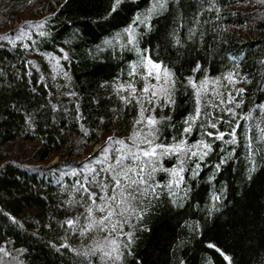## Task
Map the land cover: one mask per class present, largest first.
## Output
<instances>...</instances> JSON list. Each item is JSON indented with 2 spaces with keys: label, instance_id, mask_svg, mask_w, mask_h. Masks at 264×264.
Instances as JSON below:
<instances>
[{
  "label": "trees",
  "instance_id": "obj_1",
  "mask_svg": "<svg viewBox=\"0 0 264 264\" xmlns=\"http://www.w3.org/2000/svg\"><path fill=\"white\" fill-rule=\"evenodd\" d=\"M111 2L0 0V37H14L26 24L44 25L32 27V39L18 41L15 48L0 40V248L6 250L0 252V264H89L72 249L83 251L92 241L60 226L78 214L66 204L76 180L71 173L81 170L108 136L123 139L132 132L137 109L124 108L113 86L129 79V65L136 55L122 51L113 38L150 4V0H125L109 16ZM216 3L219 18L206 11L209 0H168L167 10L153 17L152 30H142L140 46L151 49L153 58L170 67L178 81L174 109L156 111L158 118L170 115L175 125H162L161 136L170 142L192 110L191 89L185 84L190 75L202 78L192 71L197 63L209 77L229 71L241 74L243 82L235 87L245 92L238 97L243 103L237 111L241 117L251 112L253 120L235 121L241 124V143L214 181L209 182L211 165L224 155L218 150L195 181L188 178L190 198L182 208L175 207L166 194L153 203L138 225L132 255H126L123 264H207L208 260L224 264L214 250L206 248L209 242L231 255L234 264H264V159L257 157V171L249 180L244 145V129L251 127L258 135L255 125L264 116L254 110L264 104V3ZM25 14L29 18L24 19ZM190 29L196 32L191 38ZM40 31L48 35L41 37ZM110 40L113 47L105 45ZM61 48L69 56L61 60L67 79L57 75L55 62L48 59V54L61 56ZM221 90H229L226 82ZM69 92L77 95H64ZM76 104L86 118L85 127L94 130L90 137L79 130ZM53 105L59 110L54 111ZM228 127L221 125V130ZM199 138V134L189 136V143ZM215 146L228 147L220 142ZM164 163L170 167L174 161ZM213 191L223 195L218 210L209 217ZM197 223L199 231H194ZM62 243L70 248H61ZM93 261L99 264L98 258Z\"/></svg>",
  "mask_w": 264,
  "mask_h": 264
},
{
  "label": "snow or ice",
  "instance_id": "obj_2",
  "mask_svg": "<svg viewBox=\"0 0 264 264\" xmlns=\"http://www.w3.org/2000/svg\"><path fill=\"white\" fill-rule=\"evenodd\" d=\"M28 2L31 4L32 0ZM124 2L125 0H112L108 15L116 13ZM259 2L264 3V0ZM167 7L168 0H150L149 6L143 12H138L131 23L113 38L119 43L122 51L127 50L136 55V60L129 65V79L113 86L114 94L124 108L134 106L137 109L131 134L123 139L108 136L97 152L88 158V162L81 165V170H73L71 173L76 180L72 185V197L66 204L78 214L66 219L60 226H66V230L73 236L92 241L83 251L72 249L77 256L86 257L89 264H94L93 258H98L99 264H123L125 256L132 255L138 225L152 210L153 203L159 201L162 194H166L175 207L182 208L190 198L191 187L188 178L195 181L203 172L208 158L218 150L224 155L219 157L217 163L211 165L212 175L209 182L214 181L222 167L233 159L236 147L241 143L238 136L241 124L235 121L253 120L251 112L241 117L237 111L243 103L238 97L245 92L244 88L235 87L243 82L241 74L229 71L221 77H209L203 73V66L197 63L192 71L201 73L202 78L197 79L190 75L185 84L191 89L192 110L184 116L178 135H172L170 142H164L161 126L167 123L175 128V125L171 123L170 115L158 118L156 111L157 108L174 109L178 81L176 73L170 67L153 58L151 49L140 46V40L144 35L142 30L151 31L153 17L161 15ZM206 11L215 13L218 18L221 14L216 0H209ZM43 26L39 23L26 24L14 37L5 35L0 37V40L8 41L15 48L18 41L32 39V27ZM189 31V38L196 35L194 29ZM39 35L44 37L48 34L40 31ZM173 35L175 43L179 45L180 39L175 33ZM105 45L114 46L111 40L105 41ZM23 47L28 50L31 45L23 43ZM60 52L62 55L59 57L48 54V59L55 62L57 75H63L67 79L68 73L63 70L61 60L67 61L69 56L62 48ZM233 60L235 64V58ZM244 80L246 81V78ZM225 82L229 88L227 92L221 90ZM64 95L77 94L69 92ZM52 107L54 111L59 110L55 105ZM79 107V104L75 105V119L79 130L83 137H90L94 130L85 127L83 121L86 118L79 111ZM257 109L260 114H264V104L256 105L254 110ZM112 111L114 114L117 112L116 109ZM115 118L120 117L116 115ZM27 123L31 126L30 116ZM103 123L101 118L100 124ZM221 125L229 127L227 130H221ZM262 125L264 116L261 122L255 125L258 135L253 133L251 127L244 129L249 180L257 171V157L264 159ZM196 134H199L200 138L189 143V136ZM216 142L227 145V149H217ZM165 160H173L174 163L166 167ZM222 195V192H212L209 217L218 210L217 205ZM79 209L83 211H78ZM12 219L15 222V218ZM192 228L199 231L198 223ZM60 247L69 249L70 245L62 243ZM206 248L214 250L224 264H234L233 257L215 243H207ZM0 252L6 250L0 248ZM135 264L140 262L136 261ZM207 264L214 262L208 260Z\"/></svg>",
  "mask_w": 264,
  "mask_h": 264
},
{
  "label": "rangeland",
  "instance_id": "obj_3",
  "mask_svg": "<svg viewBox=\"0 0 264 264\" xmlns=\"http://www.w3.org/2000/svg\"><path fill=\"white\" fill-rule=\"evenodd\" d=\"M23 18L26 19V18H29V16H27V15L25 14V16H23Z\"/></svg>",
  "mask_w": 264,
  "mask_h": 264
}]
</instances>
